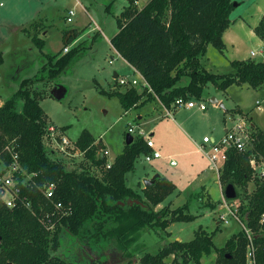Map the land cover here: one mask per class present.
<instances>
[{"label":"trees","instance_id":"16d2710c","mask_svg":"<svg viewBox=\"0 0 264 264\" xmlns=\"http://www.w3.org/2000/svg\"><path fill=\"white\" fill-rule=\"evenodd\" d=\"M235 5L233 0H149L140 8L137 0H128L111 43L153 92L134 87L110 95L118 97L129 112L156 99L168 110L178 99L202 101L210 84L222 92L234 85L262 88L264 61L233 60L228 74L210 72L203 64L209 46L225 53L224 34L232 25ZM78 33V29L63 31L64 49L77 40ZM255 33L264 42V16ZM31 38L47 61L39 75L23 80L10 98H3L0 162L8 167L17 155L23 172L17 177L22 181L33 177L26 185L21 183V196L31 202L32 209L21 203L7 208L0 196V264H69L61 256L67 243L83 247L95 258L92 264H134L143 253L140 239L146 231L166 230L173 223L196 218L184 213L189 205L157 211L176 190L171 180L157 176L154 184L139 191L128 184L127 176L135 172L138 159L151 151L141 136L126 144L110 169H106L107 158L102 153L105 147L89 131L76 142L89 162L81 172L68 171L61 160L52 158L47 149L51 125L41 106L44 93L37 86L55 82L81 58L85 48L47 54L46 41L37 33ZM3 62L0 53V64ZM255 135L256 150L264 159V132L256 126ZM251 156V152L230 151L219 179L225 188L229 184L241 188L238 214L251 238L242 231L219 249L213 235L199 231L192 241H174L156 253L145 252L139 264H203L202 259L213 253L218 254L215 264H247L250 245L256 264H264V177H253ZM91 168H97L101 176L91 173ZM34 182L40 186L55 183V201L62 202L64 210H57ZM251 182H255V190L249 193Z\"/></svg>","mask_w":264,"mask_h":264},{"label":"rangeland","instance_id":"374dc122","mask_svg":"<svg viewBox=\"0 0 264 264\" xmlns=\"http://www.w3.org/2000/svg\"><path fill=\"white\" fill-rule=\"evenodd\" d=\"M77 2L78 0H0V53L4 59L3 64H0L2 102L3 98H10L19 89L23 80L39 75L47 61L44 54L33 44L31 36L35 33L39 36L45 34V52L64 54L66 51L63 46V31L77 26L79 37L67 49L69 51L74 47L84 46L81 58L55 82L37 86L44 93L41 106L49 117L50 125L59 129L66 128L63 134L71 141L66 153L53 150L52 158L61 160L68 171L81 172L89 162L76 147V142L84 131H89L97 139V143L102 142L105 149L109 150L108 162L115 161L125 149L129 127L141 123L145 134L150 137L153 134L151 138L157 147L164 155L174 156L179 166L171 167L168 161L162 160L146 163L141 156L136 162L135 172L127 176L128 184L139 191L141 187L145 188L144 177L153 176L156 172L173 179L176 190L165 203L157 207V211L165 207L174 211L189 205L184 213L196 218L190 222L173 223L166 230L156 228L146 231L140 239L143 253L136 256L134 264H139L145 252L156 253L174 241H192L199 231L213 235L219 249L224 248L231 238L242 231L248 236L251 235L239 218L240 199L225 198V187L221 185L218 173L208 168L206 157L197 153V147L191 141L196 139L199 142L206 134L222 136L226 122L230 123L231 116L239 112L234 110L229 113L236 105L248 109L250 112L245 114L264 132V111L256 108L257 101H261L264 107V86L253 89L246 85H234L227 92H222L210 84L204 90L202 98L209 108L205 113L195 108L189 111L182 109L179 115H167L158 99L150 102L160 104L159 110L149 111L153 107V104H149L126 112L119 98L110 94L127 89L118 85L115 72L130 78L134 72L111 43L112 38L119 32L117 19L128 5V0H79L83 7ZM148 2L149 0H137L140 8ZM233 2L241 5L233 11L231 19L235 20L243 15L249 24L246 23V27L242 28L244 25L239 23L235 27L240 36L239 56L243 58L256 50L258 54L253 60L264 61V49L257 43V38L251 36L249 28L259 16L260 10L264 9V0ZM69 10L75 12L72 23L65 19ZM24 27L28 33L19 29ZM231 54V50L220 53L213 46L209 48V66L214 68V73L228 74L232 71L227 60L232 58ZM55 88L63 89V99L54 97L52 92ZM213 97H217L224 104V108L216 105L214 107L209 102ZM139 114L143 119H138ZM137 136L138 132L132 135L133 138ZM51 147L52 143L47 141L49 151ZM254 155L257 157L256 166L251 167L253 177H257L264 174V165L261 163L260 151L255 150ZM3 170L4 166L0 162V172ZM90 170L91 173L101 176L97 168ZM236 190L239 197L242 190L239 187ZM254 190L255 182H251L248 191L251 193ZM61 256L69 264H92L95 260L76 243H67ZM217 257L218 254L213 253L204 257L202 263L215 264ZM172 260L173 257L169 262Z\"/></svg>","mask_w":264,"mask_h":264},{"label":"built area","instance_id":"2783aa9c","mask_svg":"<svg viewBox=\"0 0 264 264\" xmlns=\"http://www.w3.org/2000/svg\"><path fill=\"white\" fill-rule=\"evenodd\" d=\"M70 16L68 18V22H73V16H75L74 10L69 12ZM66 53L68 49H65ZM255 55V53H252ZM113 64V61H110ZM137 74V75H136ZM116 82L119 86H124L128 88H139L142 91L147 90L149 93L153 92L150 85L144 79L140 72L134 69V73L132 78L128 76H117ZM198 108L200 111H206L208 107L206 103L198 100H184L178 99L173 109L175 110H192ZM256 108L259 111H264V107L262 106L261 101H257ZM138 132V136L144 138L147 146L151 149V151L147 154L143 155V158L146 163H151L154 160H159L162 158V154L160 151L155 149V143L152 138L145 134V131L140 126H130L129 134L134 135ZM256 124L247 114L238 113L236 115L231 116L230 123H226L224 134L221 137H213L211 135H206L203 137L202 144L199 146V151L207 157L210 162V170L218 173L219 179L220 174L228 160L229 152L232 150L238 151L240 153H252L251 158V166H256L257 157L254 155V151L256 150ZM47 139L49 143H52L51 150L54 154L55 152L66 153L68 148L70 147L71 141L68 137L63 134L62 129H59L55 126H50L48 128ZM54 150V151H53ZM103 156L106 158L110 154L108 149L102 150ZM114 161L108 162L106 164V169H110L113 165ZM261 163L264 165L263 156L261 158ZM172 165H176V161H172ZM4 166V164H3ZM7 176H5V174ZM22 174V169L18 162V156L13 155V162L10 166L5 167L4 170L0 172V196L3 204L10 209L15 208L19 203L23 204L27 209H32V204L27 198H23L21 183L26 185V183L33 179V177H24V180H20V177H17V174ZM259 178H263L264 174L257 176ZM220 181V180H219ZM33 186H38V189L42 192L43 196L52 201L55 205V208L59 211L64 210V205L62 202H56L55 196L57 192V185L55 183L37 185L35 182L32 184ZM51 222V221H50ZM264 222V216L262 219ZM54 225H51L50 228L53 229ZM251 238V236L249 235ZM247 264H256L255 252L252 245L248 248L247 253Z\"/></svg>","mask_w":264,"mask_h":264},{"label":"crops","instance_id":"0c3cea01","mask_svg":"<svg viewBox=\"0 0 264 264\" xmlns=\"http://www.w3.org/2000/svg\"><path fill=\"white\" fill-rule=\"evenodd\" d=\"M77 4L79 5V6H81V7H83L82 6V4H80V2H79V0H78V2H77ZM240 5H241V3H239L238 4V6L237 7H240ZM71 10H69V12H70ZM69 16H70V14L68 13L67 15H66V20H67V22H68V18H69ZM264 16V9H261L260 10V13H259V16L257 17V19L254 21V23H253V25L252 26H250L249 28H250V33H251V36H253V37H255V38H257V40H258V44L264 49V42L256 35V33H255V28L259 25V23H260V21H261V19H262V17ZM69 23V22H68ZM239 23H241V26H243L242 28H244V27H246L245 25H246V18L243 16V15H239L235 20H233L232 19V25H231V27L225 32V34H224V41H225V44H226V53H228L229 52V50H231L232 52H233V54H231L232 55V58H229V59H227V60H229V65H230V62L231 61H233V60H249V59H253V57H255L257 54H258V51H256V50H252L251 52H250V54L249 55H246L245 57H243V58H241V56H239V53H240V49H239V47H240V36H239V34L235 31V27L239 24ZM248 24V23H247ZM249 25V24H248ZM239 26V25H238ZM20 30H23L25 33H27V29H25V27L24 28H19ZM74 29H77V26L74 28ZM43 35H45V34H43ZM43 35L41 36L40 35V37L41 38H43ZM44 39V38H43ZM64 40V39H63ZM211 46H209V48H210ZM209 48H208V51H209ZM215 48V47H214ZM255 53V55H253L252 53ZM203 64H204V66H205V68L208 70V71H210V72H216V71H213V69L214 68H211L210 66H209V58H208V52H207V54H206V56H205V58L203 59ZM132 67V66H131ZM132 69H133V71H134V68L132 67ZM134 73V72H133ZM118 75H120V73H117V72H115V74H114V77L116 78ZM121 76V75H120ZM247 86V85H246ZM228 91V90H227ZM226 91V92H227ZM2 94H0V106L3 104V102H2ZM213 98H217V97H213ZM210 99H212V98H210ZM218 99V98H217ZM218 101H219V99H218ZM219 103H220V101H219ZM149 104H153V107L152 108H150L149 109V111L150 110H152V112L153 111H156V109H158V107H160V104H156V102H148L147 104H145V105H149ZM221 104V103H220ZM144 105V106H145ZM224 105V104H223ZM144 106H142L141 108H143ZM214 107H215V105H213ZM217 106H219V105H216V107ZM163 107V106H162ZM164 108V107H163ZM209 109V108H208ZM208 109L206 110V111H204V113L205 112H207L208 111ZM159 110V109H158ZM234 110H237V111H242L243 113H246V112H250L248 109H246L245 107L243 108V107H241V106H239V105H236L235 107H233L232 109H231V111L229 112L230 114L232 113V111H234ZM164 111H165V113H167V115H172V114H175V115H179L180 114V112H181V110H175V109H172V110H168V109H166V108H164ZM189 111V110H188ZM227 111V113H228V110H226ZM201 112H203V111H201ZM253 116V115H252ZM138 119L139 120H141V119H143V117L142 116H140V114H139V116H138ZM226 122V121H225ZM227 123V122H226ZM177 124V123H176ZM179 124V123H178ZM183 124H184V121H183ZM180 125H182V124H180ZM138 126H141L142 127V124L141 123H139V125ZM143 128V127H142ZM224 129H225V127H224ZM224 134V133H223ZM222 134V135H223ZM206 135H210V134H206ZM206 135H204V136H206ZM153 136V134L151 135V137ZM211 136H213V137H216L215 135H212L211 134ZM219 137H221V136H219ZM153 140V139H152ZM202 140H203V138H202ZM202 140L201 141H199L198 142V140H193L192 139V143L193 144H195L196 145V147H197V153H199V154H202L200 151H199V146L202 144ZM154 141V140H153ZM155 143V142H154ZM155 149L156 150H158V151H160L161 152V154H162V158L161 159H159V160H162V161H168V163H169V166H171V167H178L179 166V163L177 162V160H176V158L174 157V156H171V155H164V153L161 151V149L159 148V147H157V145L155 144ZM203 155V154H202ZM205 156V155H204ZM206 157V156H205ZM206 159H207V157H206ZM159 160H154V161H152L151 163H153V162H158ZM172 161H176V165H172L171 163H172ZM207 161H208V168L210 169V162H209V160L207 159ZM156 176H161V177H165V176H163V175H160L159 173H155L153 176H150V177H144L145 178V180H147V179H152V178H154V177H156ZM128 178V177H127ZM165 178H167V177H165ZM167 179H169V180H171L175 185H176V183L174 182V180L173 179H170V178H167ZM222 188V187H221Z\"/></svg>","mask_w":264,"mask_h":264},{"label":"water","instance_id":"95a60500","mask_svg":"<svg viewBox=\"0 0 264 264\" xmlns=\"http://www.w3.org/2000/svg\"><path fill=\"white\" fill-rule=\"evenodd\" d=\"M235 6L237 7V4ZM52 94L58 100H61L64 97V92H63L62 88H60L59 90L57 88H55L53 90ZM209 102L212 105H219L220 107L224 108V105L220 104L217 98L209 99ZM133 141H134V138L132 137V135L131 134L127 135L126 144L127 145H131L133 143ZM156 178H157V176L152 178V179L145 180L144 181L145 187L147 188L150 185L154 184ZM224 195H225V198L227 200H235V199H237L238 198V193H237L236 187L233 184H229L224 190Z\"/></svg>","mask_w":264,"mask_h":264}]
</instances>
